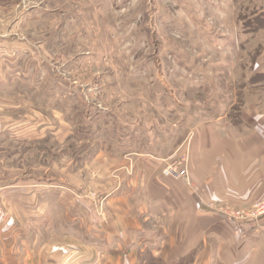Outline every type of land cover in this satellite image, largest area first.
<instances>
[{
    "label": "rangeland",
    "instance_id": "374dc122",
    "mask_svg": "<svg viewBox=\"0 0 264 264\" xmlns=\"http://www.w3.org/2000/svg\"><path fill=\"white\" fill-rule=\"evenodd\" d=\"M162 179L193 194L182 218ZM263 211L264 0H0V238L193 264L199 228L239 237ZM138 231L158 244L121 241Z\"/></svg>",
    "mask_w": 264,
    "mask_h": 264
},
{
    "label": "crops",
    "instance_id": "0c3cea01",
    "mask_svg": "<svg viewBox=\"0 0 264 264\" xmlns=\"http://www.w3.org/2000/svg\"><path fill=\"white\" fill-rule=\"evenodd\" d=\"M218 131L215 129H210V137L213 142L219 143L220 139L217 135ZM229 157H233L230 155ZM235 158V157H234ZM164 177V176H163ZM165 178V177H164ZM166 179V178H165ZM165 179L160 180L161 183L157 184V188L160 190H166L168 196L170 194H174L177 199L169 200L173 201V206L176 209L175 218H182L183 213L180 208L184 205L188 207V204L192 202V193L187 187H183V190L180 189V186L175 185V183H164ZM204 182H207V187L212 184L214 186V190L222 195L223 192L231 193L232 191H236L231 185L235 183V181L226 173V176L223 177L221 173H212L209 174ZM225 184V185H224ZM224 185V186H223ZM210 192V191H208ZM167 200L169 199L166 198ZM168 202V201H167ZM166 206H169V204ZM164 205V201L161 202ZM188 213V214H187ZM186 215H191V211L187 212ZM194 217V216H193ZM192 217V218H193ZM181 220V219H176ZM198 224H207V220L204 218H199ZM259 222H262L264 225V217L260 219ZM211 224L218 225L219 222L210 218ZM253 224V223H251ZM251 224H246L245 227L251 226L246 231H243L239 237L238 235H234L233 232L224 233L223 230H227L224 227L218 226V228L212 232H200V228L198 233L195 235L198 239L202 240L200 246L195 250L196 258L193 264H264V228L252 226ZM217 227V226H215ZM264 227V226H263ZM23 234V236H22ZM3 235V234H1ZM20 235V236H19ZM4 236V235H3ZM120 239L123 237L124 242L130 240H137L143 242L149 241L150 245L158 244V239L153 235L147 232L138 231L137 233H120ZM125 236V237H124ZM213 236V237H211ZM246 236V240L243 241L241 245V241L239 239ZM104 237L110 239L112 235L107 233ZM17 239L23 240L24 242L15 243L14 241ZM32 236L30 233L24 234V232L19 231L17 233H11L8 237L0 238V264H106L98 263L97 256L98 255H107L108 258L110 256L119 255V261L117 260V264H141V260H139L138 255L142 252L150 250L154 252L155 255H160L165 259V256L173 255V256H185L188 252L182 253L180 249H170V252L165 255V251L161 250L160 254L154 249H143L139 248L137 245L134 246V249H126L129 247H120L111 250L107 253L109 247L96 248L94 245H87L83 249H71L63 247V245H56L54 243L37 245L34 248H31ZM207 239L214 240V244L212 246V250L209 248L201 247ZM230 239L233 241L230 242ZM12 240V242L5 244V241ZM122 241V239H121ZM153 242V243H152ZM233 242V243H232ZM128 245V244H125ZM136 247V248H135ZM201 247V248H200ZM118 252V253H117ZM190 252V251H189ZM121 256V258H120ZM166 260V259H165ZM180 259L178 258L177 261Z\"/></svg>",
    "mask_w": 264,
    "mask_h": 264
},
{
    "label": "built area",
    "instance_id": "2783aa9c",
    "mask_svg": "<svg viewBox=\"0 0 264 264\" xmlns=\"http://www.w3.org/2000/svg\"><path fill=\"white\" fill-rule=\"evenodd\" d=\"M163 176L165 178H172L175 180H186L189 178V170L187 167H182V165L175 163L168 165V167L163 171ZM261 217H264V211L257 216V218Z\"/></svg>",
    "mask_w": 264,
    "mask_h": 264
}]
</instances>
